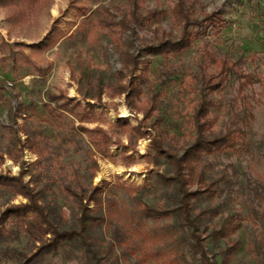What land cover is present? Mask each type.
Listing matches in <instances>:
<instances>
[{"label":"rangeland","instance_id":"obj_1","mask_svg":"<svg viewBox=\"0 0 264 264\" xmlns=\"http://www.w3.org/2000/svg\"><path fill=\"white\" fill-rule=\"evenodd\" d=\"M132 1L41 0L20 10L0 1V175L22 172V182L38 192L58 230L77 227V202L65 188L87 194L104 183L96 210L102 219L84 236L97 264H157L138 255L145 244L138 229L171 224L173 218L144 220L136 213V201L169 207L176 197L154 180L153 172L168 174L169 167L162 157H151L150 138L180 155L192 140V108L203 96L211 103L212 134L238 126L244 131L243 144L194 164L203 180L216 181L218 187L214 195L195 201V212L214 210L199 225L205 252L220 264V250L236 242L224 264H264V0H142L139 13L154 12L155 18L120 31L99 26L100 20L128 19ZM177 2L193 19L218 11L226 22L176 54H145L143 46L179 36L181 23L172 10ZM113 36L120 39V49ZM11 53L16 58L23 54L31 64L12 61ZM131 58H136L135 69ZM35 67L47 71L40 75ZM133 76L139 93L127 99L121 86ZM64 98L79 106L73 108L75 116L64 114L60 127L43 105ZM245 106L251 113L247 123ZM121 117L125 124L117 125ZM139 121L149 134L141 137L130 127ZM98 128L106 133V144L96 143ZM25 136L31 149L22 147ZM24 202L0 190V212ZM224 220L234 231L211 239L208 233ZM37 244L22 233L0 237V264L20 263ZM185 255L190 259L186 247ZM31 264L93 263L79 249L64 245Z\"/></svg>","mask_w":264,"mask_h":264},{"label":"trees","instance_id":"obj_2","mask_svg":"<svg viewBox=\"0 0 264 264\" xmlns=\"http://www.w3.org/2000/svg\"><path fill=\"white\" fill-rule=\"evenodd\" d=\"M1 5L12 7L15 10H20L22 7L29 6L41 0H0ZM142 0H134L131 2V9L128 13V19L122 17L117 21L100 20V27L109 28L115 27L120 31L126 29L130 24H142L148 18H155L154 12L143 10L144 13H139V3ZM173 14L178 23H181V32L176 39H161L155 44H147L143 46L142 51L145 54L151 55H167L176 54L191 45L194 39L199 38L209 29H220L226 20L218 11L206 14L201 20H196L191 17L188 8H184L181 2H177L173 6ZM110 34L111 30H108ZM115 45L118 49L122 47L120 39L113 36ZM12 61H22L24 63L31 62L19 53L18 58L11 53ZM136 59V58H135ZM131 58L134 69L136 68V60ZM224 63L220 66L223 67ZM225 69V68H224ZM35 70L44 75L46 69L41 70L35 67ZM213 90L219 86V82L210 85ZM208 89L204 84L202 90ZM210 90V91H211ZM121 92L126 93V98H133L139 93V85L136 77L133 76L127 81L126 85L121 86ZM118 94V93H117ZM54 97H50L49 101H53ZM72 103V104H70ZM70 104V105H69ZM211 103L206 101L204 97L198 99L193 106L189 118V125L192 131V140L190 144L182 151L180 155L171 153V151L162 148L159 138H150L149 148L151 157L156 154L162 157L168 167L169 173L162 174L153 172L156 183L169 187L176 197V202L169 207H152L143 202L136 201V213L138 217L144 220L159 221L169 220L173 218V223H163L154 225L150 230L138 229V235L145 243L140 249L139 256L143 259L155 261L157 264H217L213 257L208 256L205 252L202 243L201 231L199 225L201 218L207 212H214L212 208H206L197 212L195 209V201L201 198L210 197L218 192L217 182L203 180L200 172L195 171L194 164L200 160L202 156L211 155L224 150H231L238 144H243L244 131L238 126L232 129H226L223 133L214 135L210 130V119L208 117V109ZM45 114L50 118L52 124L62 126V117L64 114L75 116L76 112L73 108L78 107L79 103L71 98H64L60 103L50 105L44 104ZM86 106L90 107L89 103ZM86 114V112H84ZM243 119L247 123L251 119L249 108L245 106L242 111ZM144 115H149L147 112ZM12 117L16 115L12 113ZM145 119H142V121ZM139 121L135 126H130L137 133L142 135L149 134L147 130H141L143 124ZM117 125L125 124V117L117 119ZM80 129L84 130L83 127ZM98 145L106 144L108 137L101 129L96 130ZM25 146L31 149V141L25 136ZM22 172L17 176L0 175V190H5L12 195H20L25 199L24 203L9 206L0 212V237L10 236L13 234H26L30 236L34 242L38 244L28 256L22 257L18 264H31L39 255L55 251L64 245H70L83 252L89 261L97 264L94 253L85 241V233L87 228L94 223L99 222L102 217L96 215V210H100L102 201L100 191L103 184L95 185L87 194L79 192L75 194L71 190L65 188V191L70 193L77 202V216L75 229L58 230V228L50 221L48 212L40 203L38 192L33 191L28 183H23L21 180ZM191 185H197L190 189ZM98 191V195L96 192ZM97 195V196H96ZM84 201V203L82 202ZM83 203V204H82ZM92 203L91 208L88 204ZM10 225L11 228H7ZM234 231V226L230 225L226 220L221 222L217 229L211 230L208 235L213 240H218L228 236ZM47 235V236H46ZM146 245H149L147 247ZM237 243H230L220 250L222 257L220 264L227 261L230 254L236 249ZM185 247L190 254V259L185 255ZM264 259V250L260 252ZM98 264H100L98 262Z\"/></svg>","mask_w":264,"mask_h":264}]
</instances>
